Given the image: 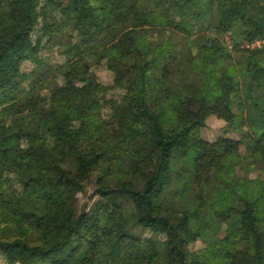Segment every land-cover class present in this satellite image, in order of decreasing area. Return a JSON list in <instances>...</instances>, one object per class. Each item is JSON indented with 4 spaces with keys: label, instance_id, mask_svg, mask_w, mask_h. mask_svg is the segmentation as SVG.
Here are the masks:
<instances>
[{
    "label": "trees",
    "instance_id": "1",
    "mask_svg": "<svg viewBox=\"0 0 264 264\" xmlns=\"http://www.w3.org/2000/svg\"><path fill=\"white\" fill-rule=\"evenodd\" d=\"M0 264H264V0H0Z\"/></svg>",
    "mask_w": 264,
    "mask_h": 264
},
{
    "label": "rangeland",
    "instance_id": "2",
    "mask_svg": "<svg viewBox=\"0 0 264 264\" xmlns=\"http://www.w3.org/2000/svg\"><path fill=\"white\" fill-rule=\"evenodd\" d=\"M106 75H102V78H106L105 77ZM64 100L65 101H68V102H73V100L69 97V96H63ZM226 108L231 111V105L228 104L226 106ZM169 121L170 124H172L174 127L176 128H180L183 126L184 122L183 120H180V119H177V118H172L171 116L168 117L167 119ZM225 129H226V122L223 120V119H219L217 117H210L207 121V125L202 129V135L204 137H209L210 139H213L215 138L217 135L225 132ZM238 129H241V127L238 126ZM236 134V135H239V133H236V132H228V134ZM202 144H201V140L199 137L197 136H194L190 139V142H189V146H188V152L189 154H192L194 155L197 150H199L201 148ZM244 147L242 148V151H244ZM93 191H94V188L92 186L89 187V193H92L93 194ZM80 196V200H81V203H83L85 200H86V197H84L82 194H79ZM97 197L95 196L90 204H92L94 202V200L96 199ZM226 243L232 247V242L229 240V239H225ZM202 246V243L200 241H197V243H195V245L193 246V259L196 260L199 256V252H198V248Z\"/></svg>",
    "mask_w": 264,
    "mask_h": 264
}]
</instances>
